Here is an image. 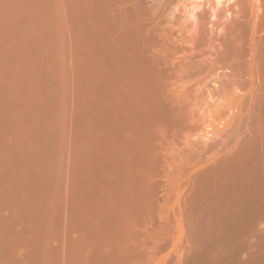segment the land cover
I'll list each match as a JSON object with an SVG mask.
<instances>
[{"label": "rangeland", "instance_id": "rangeland-1", "mask_svg": "<svg viewBox=\"0 0 264 264\" xmlns=\"http://www.w3.org/2000/svg\"><path fill=\"white\" fill-rule=\"evenodd\" d=\"M106 1L0 0V264H264V159L258 160V171L257 161L246 165L257 158L244 155L255 132L258 97L264 95V60L257 61L264 55V0L133 2L153 7L144 8L152 13L143 18L164 32L159 48L178 67L174 73L190 56L196 65L185 63L183 71L195 69L183 73L180 83L176 78L182 75L174 76L177 90L189 97L195 121L163 143L168 152L161 166L166 167L156 168L168 170L148 173L153 180L138 173L133 156V173L123 165L125 174L115 171L113 77L125 51L121 53V36L111 26L121 18L128 21L134 0ZM122 4L130 5L128 15ZM233 29L243 35H236L242 43L233 40ZM229 33L242 45L235 49L243 50L239 65L249 76L231 77L240 67L232 72L236 65L227 60L230 68L220 58L222 50L234 46L228 43ZM196 60H202L198 69ZM121 73L124 79L126 73ZM247 166L256 167V183L251 184L255 177ZM245 182L249 184L243 187Z\"/></svg>", "mask_w": 264, "mask_h": 264}, {"label": "bare ground", "instance_id": "bare-ground-1", "mask_svg": "<svg viewBox=\"0 0 264 264\" xmlns=\"http://www.w3.org/2000/svg\"><path fill=\"white\" fill-rule=\"evenodd\" d=\"M88 1V0H87ZM108 1V0H107ZM106 1V2H107ZM115 1V0H114ZM114 1L112 2L113 3V5H114ZM118 1V0H117ZM122 1H124V0H122ZM137 1V0H136ZM146 1V0H145ZM147 1H149V0H147ZM163 1V0H162ZM168 1V0H167ZM170 1V0H169ZM212 1V0H211ZM221 1V0H220ZM227 1V0H226ZM230 1V0H229ZM228 1V2H229ZM236 1V0H235ZM246 1V0H245ZM133 2H135V0L134 1H132V4H134ZM164 2H166V1H164ZM172 2V1H171ZM242 2V1H241ZM248 2V1H247ZM103 3V2H102ZM111 3V4H112ZM117 2H115V4H116ZM122 3V2H121ZM125 3H127V1H125ZM139 2H137V4H138ZM147 3V2H146ZM162 3V2H161ZM169 3V2H168ZM167 3V4H168ZM173 3V2H172ZM172 3H170V4H172ZM208 3H210V0H209V2ZM214 3V2H213ZM236 3H238V2H235V4ZM109 4H110V2H109ZM118 4V3H117ZM120 4V3H119ZM131 4V5H132ZM136 3L133 5V7L131 8V10L133 11H129V9H128V7L130 6H126L127 7V9L128 10H126V12L125 13H127V11H129L128 13H129V15H128V13H127V15H128V21H126V22H124V21H122V18L121 19H119L118 20V18H120L121 17V15H118V13L116 14V15H118V17H117V19L116 18H114V19H116V20H118L117 21V24H116V22H114L113 24H114V26L112 25L111 26V29H112V27H115V30H114V32L115 31H117V33H118V35H119V37L121 36V39L122 40H120V38H119V41H118V47H120V50H121V53H122V49H124V51H125V58H124V60H125V62H127V66H126V64H125V62H124V60H123V63L122 64H124V65H122L121 63H120V61H121V59H120V61H118L119 63H118V65H116L117 66V69H116V67L114 68L115 69V71H117V72H115V77H113L114 79L116 78V80H115V82H116V84L114 85V86H116V87H114L115 88V100H114V112H115V128H116V130H115V145H114V149H115V157H114V161H115V171H116V174L117 175H119L120 174V172L121 173H124L125 174V171L123 172V169H125L126 171H130L131 173H133L132 172V170H131V168H130V165H129V163H131L132 162V160L133 161H136V162H134V163H137V165L136 164H134V165H131L132 166V168L136 165V167H138V168H136L137 170H138V173L140 174H142V175H144V176H149L150 177V179L152 178V174H154V172H161L158 168L161 166V162H165L166 161V159H165V155L167 154V152H168V150L165 148V149H163V143H167V141L166 140H168L169 141V136H178L177 134H181L187 127H189L190 128V126H191V124H193L192 122H193V120L195 121V119H193V113H195V111L193 112V108H191L190 106L191 105H189V97L187 98V96L185 95V94H183L184 92H182V93H180L179 92V90H177L178 89V87L177 86H179V85H177V84H175V83H177L176 82V80L177 81H179V83H180V81H181V78L183 77V73H187V72H189V71H187V72H185L186 71V69L183 71L182 69H184L185 68V66H187L188 64H185V63H189L190 61L191 62H193L191 65H194V67L196 66L195 65V60H194V58H193V60L194 61H192V57L190 56V58H189V60H187L188 62H184L183 64H182V68L180 67L181 66V63H182V61H181V63H180V69H181V71H180V69H179V71H175V73H176V76H177V74H179L180 73V75H182V76H179V77H177L176 78V80L174 79L176 76H175V73H174V70H175V67L177 68L176 70H178V67L177 66H175V64L174 63H171V62H173V60L171 61V57L169 56V58L168 59H170V61L166 58V56H165V53L166 52H168V51H166L165 53H164V55H163V51H160V50H162V49H160V48H162V46H161V44H159V41H161V43H162V39L164 38V36H163V38L161 39V36H162V33H164V32H161L160 34L158 33V31L159 30H155V29H157L158 27H156L155 29L154 28H152V26L153 27H155L154 25H153V23L154 22H152V24H151V27L149 26L150 25V23L145 19L144 20V18H143V15L144 16H148V14H149V11H147V10H145L144 8L145 7H147L146 5H145V7H143V5H140L141 3H139L138 5H137ZM224 4H225V2H224ZM234 4V5H235ZM86 5V4H85ZM123 5V4H122ZM125 5V4H124ZM123 5V6H124ZM140 5V6H139ZM149 5V4H148ZM163 5V4H162ZM166 5V4H165ZM165 5H163V6H165ZM185 5H187V4H185ZM211 5V4H210ZM230 5V4H229ZM244 5V4H243ZM242 5V6H243ZM87 6V5H86ZM117 6H119V5H117ZM141 6H142V8H143V11L145 12V11H147V12H145V14H143L144 12L142 11V9H141ZM161 6V5H160ZM162 6V7H163ZM170 6H172V5H170ZM190 6V5H189ZM188 6V7H189ZM196 6V5H195ZM238 6V5H237ZM240 6V5H239ZM246 6V5H245ZM126 7L124 6V9H126ZM148 7H151V6H148ZM147 7V8H148ZM166 7V6H165ZM192 7H194V6H192ZM198 8H199V6H197ZM204 7V6H203ZM210 7V6H209ZM212 7V6H211ZM235 7V6H234ZM244 7V6H243ZM242 7V8H243ZM87 8V7H86ZM116 8V7H115ZM118 8H122L121 6L120 7H118ZM151 8H153V7H151ZM151 8H149V9H151ZM164 8V7H163ZM162 8V9H163ZM224 8V7H223ZM85 9V8H84ZM111 9V8H110ZM110 9L108 10V13L109 12H113L112 11V9H111V11H110ZM160 9V8H159ZM158 9V10H159ZM166 9H168V7L166 8ZM197 9V8H196ZM227 9V8H226ZM113 10H114V8H113ZM117 10V8L115 9V11ZM122 10H123V8H122ZM121 10V11H122ZM155 10V9H154ZM195 10V9H194ZM222 10H224V9H222ZM234 10V9H233ZM104 11H105V9H104ZM114 11V12H115ZM118 11V10H117ZM153 11V10H152ZM157 11V10H156ZM235 11V10H234ZM244 11V10H243ZM130 12L132 13V15L130 14ZM155 12V11H154ZM197 12V11H196ZM223 12V11H222ZM227 12H230V8H229V11H228V9H227V11H226V13ZM232 12V11H231ZM241 11H239V13H240ZM86 13V12H85ZM119 13H121V12H119ZM146 13H148V14H146ZM152 13V12H151ZM150 13V14H151ZM157 13V12H156ZM244 13V12H243ZM97 14V13H96ZM110 14V13H109ZM122 14H123V16L125 15V16H127L126 14H124L123 13V11H122ZM149 14V15H150ZM186 14H188V12L186 13ZM228 14V13H227ZM88 15V14H87ZM98 15V14H97ZM111 15H113V14H111ZM131 15V16H130ZM191 16L190 17H194L195 18V16L193 15L192 16V14H190ZM201 15V14H200ZM199 15V16H200ZM225 15V14H224ZM223 15V16H224ZM120 16V17H119ZM123 17V19L124 18H126V17ZM130 16V17H129ZM237 16V15H236ZM149 17H151V16H149ZM148 17V20L151 22V18H149ZM153 17V16H152ZM155 17V16H154ZM202 17V16H201ZM225 17V16H224ZM235 17V16H234ZM238 17H240V15L238 16ZM95 18H96V16H95ZM113 17H111V19H112ZM191 18V19H192ZM226 18V17H225ZM237 18V17H236ZM111 19H109L110 21H111ZM151 19V20H150ZM155 19V18H154ZM96 20V19H95ZM193 20V19H192ZM110 21H107V23L109 22L110 23ZM148 23H147V22ZM155 21V20H154ZM194 21V20H193ZM192 21V22H193ZM199 21V20H198ZM230 21V20H229ZM237 21V20H236ZM226 22V21H225ZM224 22V23H225ZM234 22V21H233ZM93 23V22H92ZM158 23V22H157ZM198 23V22H197ZM236 23V22H235ZM94 24V23H93ZM149 24V25H148ZM226 24H227V22H226ZM225 24V26L227 27L228 25H226ZM229 24H232V21H231V23H229ZM237 24V25H236ZM235 24V26H234V28L237 26V28H238V21H237V23ZM92 25V24H91ZM106 25V24H105ZM157 25V24H156ZM195 25V24H194ZM85 26V25H84ZM197 26V25H196ZM107 27V26H106ZM195 27V26H194ZM198 27V26H197ZM86 28V27H85ZM192 28H193V26H192ZM109 29V28H108ZM160 29V28H159ZM195 29V28H194ZM236 29V28H235ZM235 29H233V31L235 30ZM110 30V29H109ZM193 30V29H192ZM198 30V29H197ZM239 30V29H238ZM238 30H235L234 32H235V34L234 33H232V32H230V33H232L233 35H235V38L233 39V40H236L237 42H240V43H242V40L241 39H243L241 36H243V35H239L238 33V35L240 36V38L241 39H239L238 38V36H236L237 34H236V31H238ZM243 30H244V28H243ZM96 31V30H95ZM161 31V30H160ZM159 31V32H160ZM229 31H230V29H229ZM159 34H157V33ZM196 32V31H195ZM239 32V31H238ZM243 32V31H242ZM230 33H229V38L228 39H230V40H228V43H234V41L231 39V37L232 36H230ZM104 34V33H103ZM227 34H228V32H227ZM240 34H244V33H240ZM167 35V34H166ZM166 35H165V37H166ZM170 35V34H169ZM196 35V34H195ZM195 35H193V36H195ZM200 35V34H199ZM115 36V35H114ZM168 36V35H167ZM103 37H104V35H103ZM113 37V36H112ZM169 37V36H168ZM237 37V38H236ZM111 38V37H110ZM114 38V37H113ZM117 38V37H116ZM171 38V37H170ZM233 38V37H232ZM245 38H246V36H245ZM244 38V39H245ZM115 39V38H114ZM166 39L168 40V38L166 37ZM113 40V39H112ZM163 40H165V39H163ZM113 41V42H114ZM120 41H123V42H120ZM168 41H170V40H168ZM223 41V40H222ZM226 41H227V38H226ZM231 41H233V42H231ZM244 41V40H243ZM120 42V43H119ZM236 42V44H238V48H239V43H237ZM123 45H122V44ZM166 41H165V45H166ZM227 43V42H226ZM223 44V43H222ZM235 43L234 44H232V45H234V46H232V51H230L229 50V48H228V51L226 50V49H224V50H222L223 52L221 53V55H220V53H219V55H220V58L222 59V61H223V63H226V62H224L225 60L227 61V60H229V61H227V65L229 64V63H233L232 65H239L240 64V55H242L243 56V54H244V52H242L243 50L242 49H240V53H237L238 51L235 49V47L237 46ZM116 45V44H115ZM114 45V46H115ZM163 45V44H162ZM228 45V44H227ZM227 45H226V47H227ZM230 45V44H229ZM236 45V46H235ZM113 46V45H112ZM122 46V47H121ZM159 46H160V48H159ZM167 46V45H166ZM241 47H242V45H240ZM118 47H115V49L116 48H118ZM163 47H164V45H163ZM225 47V46H224ZM225 47V48H226ZM228 47H231V46H228ZM168 48V47H167ZM166 47L164 48V49H167ZM237 48V47H236ZM237 48V49H238ZM261 48H263V47H261ZM222 49V48H221ZM260 50V52H261V49H259ZM258 50V51H259ZM263 50H264V48H263ZM124 51H123V53H124ZM226 51V52H225ZM237 51V52H236ZM119 52L120 51H117V54H119ZM264 51H262L261 52V54L263 53ZM121 53H120V56H121ZM166 54H168V53H166ZM259 52H258V57H259V55H261ZM264 54V53H263ZM115 56V55H114ZM119 55H118V57H120ZM188 56V57H189ZM200 56H201V54H200ZM255 56V55H254ZM262 56H264V55H261V57ZM101 57V56H100ZM116 57V56H115ZM117 57V58H118ZM194 57V56H193ZM261 57H259L258 58V60L257 61H259V59H260V61H259V63H261L264 59H262ZM104 58V57H103ZM121 58V57H120ZM119 59V58H118ZM253 59H255V58H253ZM262 59V60H261ZM115 60H116V58H115ZM186 60V59H185ZM220 60V59H219ZM184 61V60H183ZM202 61V60H201ZM201 61H199V62H201ZM221 61V60H220ZM219 61V62H220ZM253 61V60H252ZM256 61V62H257ZM190 62V63H191ZM199 62H197V60H196V64L197 63H199ZM229 62V63H228ZM115 64L117 63V61L116 62H114ZM211 63H213V62H211ZM121 64V65H120ZM179 64V63H178ZM200 64H202V63H199V65L197 64V69L200 67ZM216 64V65H215ZM214 65L215 66H217V64H218V61L215 63ZM177 65V64H176ZM191 65H189V66H191ZM206 65V64H205ZM210 65V64H209ZM214 65H213V69H214ZM252 65V64H251ZM255 64H253L252 66H254ZM261 65H264V62H262V64ZM122 66H123V68L124 69H121L122 68ZM126 66V67H125ZM189 66H188V68H189ZM202 66V68H205L203 65H201ZM210 66H212V64L210 65ZM209 66V67H210ZM229 66H230V64H229ZM232 66V68H231V66H230V68L232 69V72L234 71V70H238V68L240 67V66H243V64L241 63V65H239V66ZM118 67H120V71L121 72H124V73H126V75H125V78L123 79V77H121L120 78V76L122 75V73L121 72H119V68ZM192 67V70L193 69H195V68H193V66H191ZM190 67V68H191ZM207 67V66H206ZM236 69H235V68ZM244 67V66H243ZM243 67H240V70H238L239 72H237V71H234L233 72V74L231 73V77L232 76H234V75H236L237 73H239V75L237 74V76H240V78H241V76H243V75H240L241 73L242 74H246L247 72H241V71H243L241 68H243ZM187 68V67H186ZM187 68V69H188ZM208 68V67H207ZM211 68V67H210ZM259 68L261 69V66H259ZM262 68L264 69V66H262ZM244 69V68H243ZM251 69H254V67L253 68H251ZM123 70V71H122ZM125 70V71H124ZM192 70L190 71V72H192ZM200 70V69H199ZM256 70V69H255ZM255 70H253V72H252V70L250 71V70H248V74H249V72L251 73V75H252V73H254V74H256V72H258V71H255ZM259 70V69H258ZM183 71V72H182ZM208 71V70H207ZM244 71H245V69H244ZM179 72V73H178ZM189 72V73H190ZM195 72V71H194ZM202 72V71H201ZM209 72V71H208ZM120 73H121V75H120ZM264 73V72H263ZM191 74V73H190ZM229 74V73H228ZM253 74V75H254ZM124 75V74H123ZM187 75H189V74H187ZM230 75V74H229ZM247 75V74H246ZM264 75V74H263ZM175 76V77H174ZM235 77V78H239V77ZM247 76H249V75H247ZM181 77V78H180ZM184 77H185V75H184ZM226 77V76H225ZM243 77H245V76H243ZM257 77H258V75H257ZM257 77H256V79H257ZM180 78V79H179ZM186 78V77H185ZM185 78H183V80L185 79ZM255 78V77H254ZM260 77H258V79H259ZM174 79V80H173ZM226 79V78H225ZM229 79V78H228ZM234 79V78H233ZM249 79V78H248ZM257 79V80H258ZM253 80H255V79H253ZM261 80V79H260ZM173 81H175V82H173ZM225 81V80H224ZM229 81H231V80H229ZM234 81H235V79H234ZM237 81V80H236ZM232 82H233V80H232ZM181 83H184L185 84V82H181ZM236 83V82H235ZM227 84H229V82L227 83ZM237 84V83H236ZM123 85L125 86V88L124 89H122V87H123ZM177 85V86H176ZM183 85V84H182ZM226 85V84H225ZM224 85V86H225ZM231 86L233 85V84H230ZM263 85H264V81H263ZM234 86V85H233ZM182 87V86H181ZM218 87V86H217ZM216 87V88H217ZM229 87V86H228ZM250 87V86H249ZM263 86H261V88H262ZM179 89H181L180 87H179ZM183 89V88H182ZM181 89V90H182ZM185 89V88H184ZM252 89V88H251ZM122 90H123V92H124V94H125V97H124V94H122ZM223 90V89H222ZM225 90V89H224ZM226 90H228V89H226ZM259 90V89H258ZM263 90H264V87H263ZM216 91H220V90H218V89H216ZM260 91V90H259ZM258 92V91H257ZM262 92H264V91H262ZM262 96H263V98H260L261 96H259L258 97V99L259 100H261L260 101V103L261 104H258V105H261V107H259V109H258V113H257V116H256V118L254 117V116H252L253 118H254V120H255V124H253V122H252V127L251 128H253L254 126L253 125H255V130H254V128H253V130L255 131L254 132V135H253V132H252V129H251V131L250 132H252V138H251V141H250V143H249V141H248V143H249V146L247 147V143L245 144L246 145V148L244 149V152L242 151V153H244V155L249 159L250 157L249 156H254L255 158H257V159H255L254 161H250V164H246V165H250L251 166V164L253 163V162H255V161H257V164L256 163H254V164H256L255 166L257 167H255L257 170H258V166L257 165H260L259 167H261L262 168V166H261V164L260 163H262V162H258V160L259 159H264V95H263V93H262ZM122 98H125V99H123V100H121ZM125 100V101H124ZM259 100H256V102L258 103L259 102ZM122 101H124V105H122ZM254 101V100H253ZM255 102V103H256ZM253 103V102H252ZM257 103H256V106H258L257 105ZM254 104V103H253ZM255 107V106H254ZM254 112H256V111H254ZM253 115H256V114H254L253 113ZM195 118V117H194ZM253 120V119H252ZM124 121V122H123ZM121 123H125V124H121ZM122 125H123V128L124 129H122ZM125 126V127H124ZM192 127V126H191ZM188 128V129H189ZM187 129V130H188ZM185 132V131H184ZM123 133V137H124V139L123 138H121V134ZM175 134V135H174ZM183 134V133H182ZM251 135V134H250ZM175 138V137H174ZM121 139L122 140H125L124 142H125V145H124V143L123 142H121ZM170 140H171V137H170ZM250 140V139H249ZM121 143H123V147H122V144ZM168 145H169V143H168ZM163 150L165 151V154L163 153ZM243 150V149H242ZM172 152V151H171ZM171 152H169V155H170V153ZM241 154V153H240ZM168 155V156H169ZM172 156H173V154H171ZM170 155V156H171ZM175 155V154H174ZM131 156H133L132 158H131ZM242 156H243V154H242ZM244 156V157H245ZM122 157H124V158H122ZM241 157V156H240ZM246 157L245 158H243V160L245 159V160H247L246 159ZM130 158L132 159L131 161H129L130 160ZM166 158H168L167 156H166ZM165 159V160H164ZM170 159H172V158H170ZM164 160V161H163ZM237 160V159H236ZM240 160H241V158H240ZM242 161V160H241ZM249 161V160H248ZM128 162V163H127ZM240 162V161H239ZM247 162V161H246ZM252 162V163H251ZM156 163V164H155ZM243 162H241L240 164H242ZM248 163V162H247ZM259 163V164H258ZM263 163H264V161H263ZM131 164H133V162L131 163ZM157 164H160V166L159 167H157L156 168V166H158ZM166 164V163H165ZM221 164L223 165L224 163H222L221 162ZM235 164V163H234ZM237 164V163H236ZM235 164V165H236ZM239 164V163H238ZM253 164V165H254ZM122 165H123V169H122ZM220 165V164H219ZM231 165V164H230ZM243 165V167H245L244 166V164H242ZM162 166L163 167H166L165 165H163V163H162ZM161 166V168H163ZM221 166V165H220ZM227 166H228V164H227ZM263 166H264V164H263ZM168 167V166H167ZM218 167V166H217ZM224 167H225V165H224ZM235 167V166H234ZM238 167V166H237ZM242 167V168H243ZM252 167V166H251ZM250 168V167H248L247 166V168H249V169H251V170H253L252 172L251 171H249L248 169V171L251 173H249V175H251L253 178L255 177V175L256 174H258L257 173V170H255L256 172L254 173V169L255 168ZM221 168V167H220ZM219 168V169H220ZM227 167H225V169H226ZM232 167H230L229 169H230V171H233L232 169H231ZM136 169H135V172H137L136 171ZM172 169V168H171ZM222 169H223V167H222ZM238 169V168H237ZM244 169V168H243ZM166 170H168V169H166ZM165 170V171H166ZM170 170V169H169ZM174 170V169H173ZM218 170V169H217ZM239 171H240V169H238ZM242 170V169H241ZM245 170H246V168H245ZM246 170V171H247ZM260 170H264V169H260ZM114 171V172H115ZM164 170H163V172H165ZM176 171H180V170H176ZM176 171H174V172H176ZM218 171H220V170H218ZM225 171V170H224ZM223 171V172H224ZM259 171V170H258ZM170 172V171H169ZM168 172V173H169ZM172 172V171H171ZM170 172V173H171ZM221 172V171H220ZM237 172V171H236ZM241 172V171H240ZM239 172V173H240ZM148 173H152L151 175L150 174H148ZM167 173V174H168ZM173 173V172H172ZM208 173V172H207ZM207 173H206V175H207ZM229 173V172H228ZM242 173V172H241ZM244 173V172H243ZM246 173V172H245ZM244 173V174H245ZM252 173H253V175H252ZM262 173V172H261ZM264 173V172H263ZM263 173H262V175H263ZM137 174V173H136ZM140 174V175H141ZM163 174H166V173H163ZM162 174V175H163ZM166 174V175H167ZM244 174H243V176H244ZM259 174H260V172H259ZM127 175V174H126ZM133 175H135V174H133ZM165 175V176H166ZM215 175V174H214ZM236 175H237V173H236ZM238 175H240V174H238ZM129 175H127V177H128ZM136 176V175H135ZM137 176H139V175H137ZM154 176V175H153ZM156 176V175H155ZM160 176V175H159ZM168 176V175H167ZM169 176H171V174L169 175ZM168 176V177H169ZM210 176V174L208 175V177ZM243 176H241V177H243ZM246 176H247V179H248V175L246 174ZM258 176V175H257ZM256 176V177H257ZM260 176H261V174H260ZM116 177H118V176H116ZM130 177V176H129ZM141 177V176H140ZM139 177V179H141ZM174 176H172V178H173ZM203 177V176H202ZM204 177H206V176H204ZM211 177V176H210ZM222 177H224V175L222 176ZM221 177V178H222ZM239 177V176H238ZM256 177H255V181L254 182H252L253 181V179H249L250 181H251V184L252 183H256ZM144 178V177H143ZM143 178H142V180H143ZM154 178V177H153ZM213 178H214V176H213ZM244 178V177H243ZM263 178V177H262ZM262 178L260 179L259 178V180L261 181L262 180ZM133 179H134V176H133ZM138 179V180H139ZM149 179V180H150ZM166 179H168L167 177H166ZM201 179V178H200ZM205 179V178H204ZM206 179H207V177H206ZM211 179V178H210ZM225 179V178H224ZM246 179V180H247ZM151 180H153V179H151ZM175 180V179H174ZM202 180V179H201ZM219 180V179H218ZM245 180V181H246ZM248 180V181H249ZM141 181V180H140ZM139 181V183H141ZM171 181V180H170ZM206 182L207 181H209V180H205ZM205 181H204V183H205ZM212 183H213V180H210ZM217 181V180H216ZM220 181V180H219ZM233 181H234V178H233ZM232 181V182H233ZM242 181V180H241ZM133 182V181H132ZM135 182V181H134ZM142 182H144V180L142 181ZM173 182V181H172ZM197 182H198V180H197ZM210 182V183H211ZM226 182V181H225ZM243 182V181H242ZM259 182V181H258ZM257 182V183H258ZM117 183V182H116ZM145 183V182H144ZM143 183V184H144ZM168 183V182H167ZM200 183H201V181H200ZM235 183V182H234ZM237 183V182H236ZM248 184H249V182H247ZM246 182L244 183V186H243V184H242V186L243 187H246V184H247ZM168 184H170V183H168ZM167 184V185H168ZM201 184H203V182L201 183ZM221 184H223V183H221ZM227 183H225V185H226ZM233 184V183H232ZM239 184V183H238ZM238 184H236V185H238ZM241 184H239V185H241ZM248 184H247V186H248ZM261 184H262V182H261ZM135 186H136V184H134ZM142 185V184H141ZM198 185H199V183H198ZM218 185V184H217ZM219 185H220V183H219ZM224 185V184H223ZM235 185V184H234ZM256 185L257 184H255V187H254V190H255V188H256ZM259 185H260V183H259ZM263 185V184H262ZM262 185H260V187L262 186ZM140 186V185H139ZM143 186V185H142ZM201 186V185H200ZM206 186V185H205ZM241 186V187H242ZM250 186H252V185H250ZM203 187V186H202ZM218 187V186H217ZM224 187V186H223ZM222 187V188H223ZM238 187V186H237ZM240 187V186H239ZM259 187V188H260ZM144 188V187H143ZM142 188V189H143ZM204 188V187H203ZM211 188V187H210ZM221 188V189H222ZM227 188V187H226ZM231 188V187H230ZM230 188H228V189H230ZM250 188V187H249ZM252 188V187H251ZM250 188V189H251ZM118 189V188H117ZM139 189H140V187H139ZM167 189V188H166ZM168 189H170L169 187H168ZM202 189V188H201ZM200 189V190H201ZM209 188H207V190H208ZM220 189V188H219ZM227 189V190H228ZM232 189V188H231ZM240 189V188H239ZM238 189V191H240ZM247 189V188H246ZM246 189H244V190H246ZM249 189V191H251ZM257 189H258V187H257ZM261 189V188H260ZM263 189H264V187H263ZM132 190V189H131ZM130 190V191H131ZM141 190V189H140ZM204 190V189H203ZM203 190H201V191H203ZM206 190V189H205ZM206 190V191H207ZM223 190V189H222ZM226 190V189H225ZM224 190V191H225ZM236 190H237V188H236ZM242 190H243V188H242ZM242 190L240 191V192H242ZM253 190V192H255ZM262 190V189H261ZM133 191L134 190H132V193H133ZM136 191V190H135ZM200 191V192H201ZM205 191V192H206ZM233 191V190H232ZM237 191V192H238ZM249 191H246L245 192V194L246 193H248ZM137 192V191H136ZM139 192V191H138ZM141 192V191H140ZM144 192V191H143ZM165 192H166V190H165ZM169 192H170V190H169ZM169 192L167 191V193L169 194ZM205 192L203 191V194H205ZM207 192H209V191H207ZM213 192V191H212ZM220 192V191H219ZM227 192V191H226ZM225 192V193H226ZM234 192V191H233ZM233 192H231L230 191V193H233ZM252 192V194L254 195V193ZM142 193V192H141ZM199 193V192H198ZM216 193V192H215ZM258 193H259V189H258ZM261 193V192H260ZM140 193H138V195H139ZM143 194H145V192L143 193ZM200 194V193H199ZM208 193H206V195H207ZM220 194V193H219ZM237 194V193H236ZM244 194V193H243ZM257 194V193H256ZM262 194V193H261ZM137 195V194H136ZM142 195V194H141ZM146 195V194H145ZM226 195V194H225ZM140 196V195H139ZM202 196V195H201ZM208 196V195H207ZM220 196V195H219ZM229 196V195H228ZM235 196V195H234ZM233 196V197H234ZM239 197L241 196V195H238ZM246 196V195H245ZM259 196V195H258ZM143 197H145V196H143ZM203 197V196H202ZM214 197H216V196H214ZM226 197V196H225ZM225 197H223V198H225ZM230 197V196H229ZM228 197V198H229ZM242 197V196H241ZM251 197H253V196H251ZM206 198V197H205ZM211 198V197H210ZM213 198V197H212ZM219 198V197H218ZM221 198V197H220ZM235 198V197H234ZM247 198V197H246ZM142 199V198H141ZM145 199H146V197H145ZM155 199V198H154ZM201 200H202V198H200ZM216 199H217V197H216ZM222 199V198H221ZM239 199V198H238ZM242 199H244V198H242ZM256 199H257V197H256ZM212 200V199H211ZM226 200V199H225ZM255 200V199H254ZM128 201H130V200H128ZM234 201V200H233ZM236 198H235V202L234 203H236ZM238 201H240V200H238ZM243 202H244V200H242ZM246 201V200H245ZM134 202V201H133ZM143 202H145L144 200H143ZM247 202H248V199H247ZM253 202H256V201H253ZM128 203V202H127ZM240 203H242L241 201H240ZM250 203V202H249ZM126 204V203H125ZM224 204V203H223ZM227 204V203H226ZM244 204H245V202H244ZM248 204V203H247ZM135 205V204H134ZM231 205V204H230ZM243 205V204H242ZM249 205V204H248ZM252 205V204H251ZM255 205V204H254ZM237 206H239V208H240V205H237ZM245 206V205H244ZM126 207V206H125ZM226 207V206H225ZM236 207V206H235ZM215 208V207H214ZM221 208H222V206H221ZM238 208V209H239ZM220 209V208H219ZM218 209V210H219ZM225 209V208H224ZM237 209V208H236ZM226 210V209H225ZM231 210V209H230ZM239 211V210H238ZM224 212V211H223ZM232 212V211H231ZM236 212V211H235ZM133 213V212H132ZM238 213V212H237ZM233 214H235V213H233ZM135 215V214H134ZM236 215V214H235ZM229 216V215H228ZM247 216V215H246ZM235 217V216H234ZM218 218V217H217ZM240 218V217H239ZM243 218V217H242ZM259 218H260V216H259ZM238 219V218H237ZM238 221H240V220H238ZM222 224V223H221ZM222 226V225H221ZM133 227V226H132ZM223 229H224V227H223ZM225 230V229H224ZM261 244H263V243H261ZM223 250V249H222ZM223 259H225L224 257H223ZM222 259V260H223ZM226 260V259H225ZM222 262H224V261H222ZM227 261H225V263H226ZM261 263V262H260ZM227 264V263H226Z\"/></svg>", "mask_w": 264, "mask_h": 264}]
</instances>
